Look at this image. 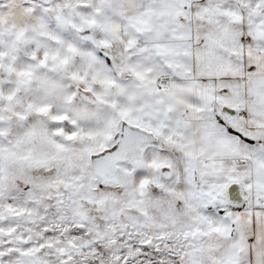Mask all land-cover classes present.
<instances>
[{"label":"snow or ice","instance_id":"obj_1","mask_svg":"<svg viewBox=\"0 0 264 264\" xmlns=\"http://www.w3.org/2000/svg\"><path fill=\"white\" fill-rule=\"evenodd\" d=\"M0 264H264V0H0Z\"/></svg>","mask_w":264,"mask_h":264}]
</instances>
